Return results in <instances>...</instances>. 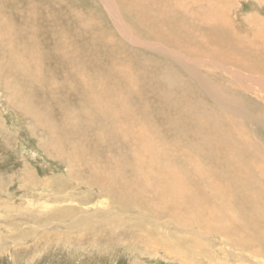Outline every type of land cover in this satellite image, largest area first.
Listing matches in <instances>:
<instances>
[{"label":"rangeland","instance_id":"rangeland-1","mask_svg":"<svg viewBox=\"0 0 264 264\" xmlns=\"http://www.w3.org/2000/svg\"><path fill=\"white\" fill-rule=\"evenodd\" d=\"M3 18L0 264H264V0Z\"/></svg>","mask_w":264,"mask_h":264},{"label":"bare ground","instance_id":"bare-ground-1","mask_svg":"<svg viewBox=\"0 0 264 264\" xmlns=\"http://www.w3.org/2000/svg\"><path fill=\"white\" fill-rule=\"evenodd\" d=\"M0 2H6V3L8 4V3H13V0H0ZM3 21H5V22H3ZM2 22L5 23V24L7 23L6 20H5L4 18L1 20L0 24H3ZM6 25H7V24H6ZM3 26H4V25H3ZM3 70H4V69L1 68V71H3ZM1 74H2V73H1Z\"/></svg>","mask_w":264,"mask_h":264}]
</instances>
